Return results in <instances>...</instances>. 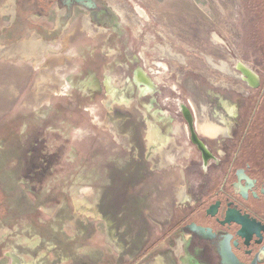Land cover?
<instances>
[{"label": "rangeland", "instance_id": "rangeland-1", "mask_svg": "<svg viewBox=\"0 0 264 264\" xmlns=\"http://www.w3.org/2000/svg\"><path fill=\"white\" fill-rule=\"evenodd\" d=\"M15 3L0 0V47L33 35L43 39L30 26L19 31L11 26L29 13L16 15ZM110 4L124 10L127 24L120 16L116 29L101 28L97 35L82 29L76 18L59 28L58 13L51 9L47 17L30 18L40 31L54 30L43 40L56 51L42 53L39 62L20 54L0 55V264L14 253L23 264H179V234L172 227L187 202L177 192L182 185L190 186L192 198L199 192L193 187L201 180L198 156L187 161L193 174L184 180L166 148L170 164L159 169V157L146 158L148 123L169 129L159 136L173 137L177 92L190 98L192 89L213 87L209 76L231 87L241 84L211 67L213 59L232 67L239 60L256 71L262 67L264 0ZM134 6L147 18H138ZM158 45L180 53L185 62L160 59ZM143 53L150 64L176 68L161 74L154 95V108L173 117L166 125L144 113L149 97L137 96L125 83L142 66L140 58L129 61ZM59 58L65 61L54 70L65 88L41 78L47 61ZM91 75L95 88L86 85ZM227 92L219 93L236 108L244 106L240 92ZM78 186L98 190L96 217L76 213L72 188Z\"/></svg>", "mask_w": 264, "mask_h": 264}, {"label": "flooded vegetation", "instance_id": "flooded-vegetation-1", "mask_svg": "<svg viewBox=\"0 0 264 264\" xmlns=\"http://www.w3.org/2000/svg\"><path fill=\"white\" fill-rule=\"evenodd\" d=\"M112 1L16 0V15L29 13L25 20L16 17L15 25L11 26H15L16 31L30 26L46 40L54 30L45 27L40 31L30 17H47L49 10L54 9L58 13L59 28L76 18L80 19L82 29L89 28L97 35L101 28L105 31L116 29L120 16L124 17L123 21H128L124 10L118 4L114 9L115 6L110 4ZM133 9L138 18H147L142 9L137 6ZM156 50L160 52L159 45ZM261 56L264 61V53ZM158 57L182 64L179 59L163 54L160 57L158 53ZM139 58L142 66L134 68L125 83L137 96L149 97L144 104V113L149 112L155 122L166 125L173 117L167 110L154 108V95L162 84V77L176 72V68L170 70L172 68L163 62L150 64L144 53L136 55L129 63H137ZM212 61L222 64L227 70L221 72L241 84L231 87L229 81H217L209 76L213 87L201 91L192 89L190 98H183L181 91L177 92L174 102L176 121L170 131L173 137L160 135L164 150L166 148L174 159L171 166L180 167L178 172L182 180L193 174L187 169V161L193 159V154L198 156L199 168L196 170L201 180L193 187L198 186L199 192L192 198L188 192L190 186L182 185V201L187 204L180 220L172 227L179 234L178 261L179 264H264V62L256 71L239 60L235 61V67L223 59ZM151 65L153 67L148 68ZM221 90L224 93L240 92L244 106L236 108L228 96L219 93ZM151 125H155L156 133L166 131L159 130L154 123ZM178 160L181 163L177 164ZM6 256L7 264H23L16 253Z\"/></svg>", "mask_w": 264, "mask_h": 264}, {"label": "bare ground", "instance_id": "bare-ground-1", "mask_svg": "<svg viewBox=\"0 0 264 264\" xmlns=\"http://www.w3.org/2000/svg\"><path fill=\"white\" fill-rule=\"evenodd\" d=\"M214 39H216V38H214ZM159 49H160V53H162L163 55L168 56L171 59H179L180 61L185 62V59L183 58V56L180 53L172 51L167 46H162V45L160 46L159 45ZM46 51L54 52L56 50L49 48L47 46L45 40L39 39L34 35L31 36L30 38H28L27 40H21V41H18L16 43H13L12 45L0 47V55L2 54L5 56H12L14 54H20L25 59H29L31 57L34 58V60L36 62L40 61V59H41L40 55L44 52L46 53ZM207 58L209 59L208 60L209 62H210V60H212V58L210 56H208ZM64 61H65V58H59L57 60L52 59L50 61H47V63H46L47 67L45 69H43V71L46 75H44L41 78H43L44 81L49 80L52 84L53 83L57 84V87H58V85L61 86L63 83L62 86H63V88H65L66 86H64V80H62L60 78L59 74L57 73V71L54 70V69H56L57 66H60L61 63ZM211 64L213 67L218 68V70L220 72L227 70V69H225L224 66H222V64L221 65L217 64V66L214 65L213 63H211ZM87 80L88 81H87L86 85L93 86L94 88L97 87L94 75H91L89 77V79H87ZM44 88H46V87H44ZM48 89L50 91H52L53 93L58 92L56 89L51 88V87L50 88L48 87ZM43 91H44V89H43ZM36 97H38V96H36ZM224 105H226V103H224ZM108 121H107V124H110L111 121H109V122ZM147 128H148V131L146 134L147 135L146 143L148 146V151L146 154V158H148V160H150L154 156L158 155L159 162L158 161L157 162L159 164L156 166H158L159 169H162L164 166H167L170 163V160L165 155L163 137L159 136V134L155 132V128L151 124H149ZM213 132H214V130H213ZM166 152H168V151H166ZM153 164H154V162H153ZM83 190H85V194H84L85 196L83 195V193H84ZM97 194H98V190L94 189L92 187H90V188L87 187V189L79 187V186L72 188V200H73V204L75 206L76 213L77 214L81 213L84 215L87 214V215H90V217L95 215V217H96L97 215L95 212H96ZM182 195H183L182 189H180V191L177 192V197L179 200L182 199ZM85 197H87V198H85ZM99 217H100V215H99ZM107 240L110 244L113 245L114 241H112L113 239L111 238L110 234H108ZM25 241H27V240H25Z\"/></svg>", "mask_w": 264, "mask_h": 264}]
</instances>
